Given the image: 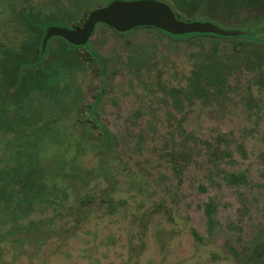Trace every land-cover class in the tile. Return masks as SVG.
<instances>
[{
	"label": "rangeland",
	"instance_id": "rangeland-1",
	"mask_svg": "<svg viewBox=\"0 0 264 264\" xmlns=\"http://www.w3.org/2000/svg\"><path fill=\"white\" fill-rule=\"evenodd\" d=\"M12 8L61 27L62 11L75 3L0 0V52L34 36ZM261 15L249 9L215 24L248 31ZM130 40L98 29L90 43L103 73L86 65L66 89L35 92L18 112L0 105V163L29 156L30 144L38 164L45 162L37 172L44 193L16 195L11 210L2 209L0 194V264H235L264 232V45L237 56L231 43L209 39L169 44L138 32ZM213 53L231 66L226 85L174 108L169 91ZM103 85L96 112L107 133L77 126L75 104L94 102ZM26 124L34 133L50 124L51 139L42 145L41 133L28 129L27 143L20 135ZM179 153L174 166L171 155ZM229 174H243L246 183L227 182ZM87 197L91 203L80 208Z\"/></svg>",
	"mask_w": 264,
	"mask_h": 264
},
{
	"label": "trees",
	"instance_id": "trees-1",
	"mask_svg": "<svg viewBox=\"0 0 264 264\" xmlns=\"http://www.w3.org/2000/svg\"><path fill=\"white\" fill-rule=\"evenodd\" d=\"M102 1L104 5H108L118 0ZM153 1L168 6L173 13L182 20L211 21L214 23H220L221 20L224 22L228 21L244 10L257 8L262 10V15L257 18V21H253L254 30L252 32H242L248 33L244 35V37L252 42L258 41L257 43H263L264 41L260 29H264V0ZM74 3V11H68L67 9L62 11L63 14L60 16H62L61 19L63 20H59L62 21L60 23H63L61 26L65 24L68 28L81 27L90 10L93 9V5H98L100 0H74ZM97 7H100V5ZM49 21L50 20L47 18L39 19L33 15L26 17L24 25L27 28V33L33 34L34 36L31 39L22 41L19 46L6 48L0 52V105H2V109H6L8 113L12 111L18 112L22 109L21 105L23 103L30 106L29 104L32 102L31 95L35 92L45 94L42 92L59 89L60 87L66 89L67 78H71L79 68L89 65L93 70L102 72L101 66L99 65L103 64L97 62L98 60L89 44L85 46H73L62 38L54 37L50 39L45 52L42 53L40 50L41 40L44 28L48 25ZM97 29L98 25L95 27V30ZM216 39L224 42H234V50L237 53H240L242 48L245 47V42L238 41L237 39ZM206 67L208 66L202 65L199 67L200 69L193 73L195 74V79H189L187 83V89L191 90L194 94H198V96L207 93V87L205 85L206 80L204 78ZM211 70L214 73V77L210 76L212 72L207 69V76L209 79L215 78L218 83L224 82L225 74L220 67L214 66ZM100 89H104V85L100 86ZM95 108L96 105L91 102L75 104V118L78 122L77 126L85 127L88 125L93 128H98V124H95ZM89 122L92 124H88ZM30 125L26 124V130L34 128L29 127ZM37 129L39 130H37V133H34V130H30L32 132L31 134L37 135L41 133L40 143L42 142L41 144L44 145V141L47 140L48 137L51 139V133L54 128L50 124H42L41 128L39 127ZM18 130L20 129H17V131ZM21 131L25 130L21 129ZM20 135H24V139L30 136V134L26 132L24 134L21 132ZM28 138L29 137H27V143L29 142ZM111 142L112 138L109 137L107 143ZM30 145H33L35 150L36 144ZM28 149L31 150V148ZM34 150L33 152H31L32 150L30 151L29 156L18 153L13 161L10 159L6 163H0V194L3 193L1 199L5 202V210H11V208L14 207L12 201L17 198L16 195L32 199V197L36 196L35 192L44 193L45 191V176H40L37 173L44 169L45 162H42V166L38 164L39 156H37ZM24 170H27V172L23 173ZM90 203V197L81 198L79 206L83 208ZM211 209L210 205H206V214L209 219H211ZM211 222L212 220H210V223ZM262 239H264V235H257L239 254V259L235 264H264V246L262 244Z\"/></svg>",
	"mask_w": 264,
	"mask_h": 264
},
{
	"label": "water",
	"instance_id": "water-1",
	"mask_svg": "<svg viewBox=\"0 0 264 264\" xmlns=\"http://www.w3.org/2000/svg\"><path fill=\"white\" fill-rule=\"evenodd\" d=\"M98 23L106 24L119 32L146 26L176 35L199 33L238 37L248 34L239 30H225L208 22L182 20L168 6L152 0L114 1L105 7L92 10L79 28H47L41 50L44 52L51 37H60L73 46H84Z\"/></svg>",
	"mask_w": 264,
	"mask_h": 264
},
{
	"label": "flooded vegetation",
	"instance_id": "flooded-vegetation-1",
	"mask_svg": "<svg viewBox=\"0 0 264 264\" xmlns=\"http://www.w3.org/2000/svg\"><path fill=\"white\" fill-rule=\"evenodd\" d=\"M105 6H107V5L100 4V7H105ZM100 7H95L92 10H94L96 8H100ZM92 10H90V12ZM12 13L16 15L15 17L18 16L20 18V22L21 23H24L26 17H30V15H28V13L26 11H22V10L17 11L15 8H12ZM15 17L14 18L12 17L11 19H15ZM39 19H41V18H39ZM200 22H208V23H211V24H214V25L220 27L219 25H217V24H215V23H213L211 21H200ZM97 25H98V29L106 30V31L110 32L113 36H116V37H119V38L124 39L125 40L124 42H127V41L128 42H131L130 38L132 36H134L135 34H137L138 32H148V33L153 34V35H155L157 37H161L162 36L163 38H167L169 44H171L173 41H183V40L184 41H189V40H192V42H193V41H196V40H199V39H209L211 41V43L212 42L214 43L213 45L217 46V44H219L221 42H224V41L218 40L216 38H232V39H237L238 41L245 42V47L242 48V51L240 53L235 52V50H234L235 43L234 42H228V43H231L232 44L234 53L237 56H242L243 51L246 50V48L250 47L252 44L255 45L254 47H260V46H263L264 45V41H263V43H257L258 41L252 42V41L248 40V38H246L244 36H238V37H221V36H216V35H212V34H199V33L176 35V34L168 33V32L163 31L161 29H157V28H154V27H146V26L135 27V28H132V29H130L128 31L119 32V31H116V30L112 29L111 27H109L108 25L103 24V23H98V24H96V26ZM49 27H60V26H52V25L49 26V25H47L44 28V33H43L42 40H41L40 50L42 48V41H43V37H44L45 32H46V29L49 28ZM61 27L66 28V29H72V30L76 29V28H67V27H64V26H61ZM220 28H222V27H220ZM222 29H224V28H222ZM260 29H261V32H262V35H263L262 38L264 39V29L263 28H260ZM97 30L94 29L92 35L90 36L89 40L87 41V43L85 45H87V44L91 45L90 39L97 32ZM225 30H229V29H225ZM253 30H254V27H252V30H248V32H252ZM239 31H244V30H239ZM51 38H54V37H51ZM51 38L48 39V41L46 43L45 50H46L47 44H48V42L50 41ZM212 40H214L215 42L212 41ZM0 46L1 47H5V45L3 43L0 44ZM45 50H44V52H45ZM41 52H42V50H41ZM255 52H259V50L254 51V53ZM223 58H225V57H223ZM214 59H215V61H214ZM245 59L246 60H249L248 56ZM202 65H205V66L207 65L209 67V68L208 67L205 68L206 71H205V77H204L205 80H206L205 81L206 82L205 85L207 87V91H206L207 93H205L204 95L198 96V94H194V93L191 92V90H188L187 89V85H188L187 83H188V80L189 79H195V74H193V73L196 72L198 69H200L199 67H201ZM214 66L220 67V69L222 70V72H224V74H225V80H224V82H219L218 83V81L215 78L209 79V77L207 76V69L210 70V72H212L211 68L214 67ZM231 73H232L231 66L229 64L228 65L223 64V62L221 60V57L218 56L217 53L211 54L210 57L205 58L204 60H202V63H199L198 62L195 65V67L191 71L190 77L189 78H186L187 82H185V84L183 86L181 85L179 87H173L171 89V91H169L173 95V102H174V106L173 107L176 108V109L179 108L180 107V104L182 103V100L183 99H187V100H191V101L192 100H200V101H203V100L207 99L210 96L213 97L215 91L218 92L219 90L223 89V87L226 85L227 80L230 77ZM210 76L211 77H214V73L213 72L210 73ZM54 90L59 91L58 89H54ZM104 91H105V89H99L97 95H95L96 100L94 102H91V103H93L94 105H96V108L94 109L95 124H98V126H99L98 129L100 130V132L103 131L104 133H106V130H104L101 127V125H100V122H99L98 116H97V112H96L97 107H98V102L100 101V99H101ZM66 92H68V91H66ZM175 96H177L179 98L176 100L175 99ZM88 103H89V101H88ZM24 122H26V119L25 118H24ZM54 122H52V124ZM80 124H82V123H80ZM88 124H92V123L89 122ZM22 130H25V131H22V134H24L26 132V128H23ZM22 139H24V135H22ZM240 151L242 152V148L240 149ZM171 157H172V161L175 164L174 166L177 165L176 164V161H178V160H176L177 158H180V159L183 158V156L180 153H179L178 156H175L174 157L173 155H171ZM26 172H27V170H24L23 171V173H26ZM226 181L227 182H230V183H236V184H245L246 183V178H245V176L243 174H229V175H227ZM206 205H210L211 208H212L211 209V213H210L211 219H209L208 215L206 214ZM4 206L2 207L3 210H5L4 209ZM204 212H205V215H206V218H207L208 227L211 228L215 224V212H216L215 204H214L213 201H209V202H207V203L204 204ZM210 220H212L211 223H210ZM257 235H264V232L257 233L252 238V240ZM263 240L264 239H262V241ZM248 245L249 244H247V246Z\"/></svg>",
	"mask_w": 264,
	"mask_h": 264
}]
</instances>
